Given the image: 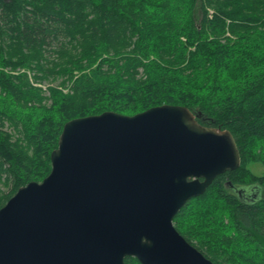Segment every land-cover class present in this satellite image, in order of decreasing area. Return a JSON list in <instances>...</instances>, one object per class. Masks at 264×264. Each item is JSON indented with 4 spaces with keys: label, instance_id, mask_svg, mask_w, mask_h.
Wrapping results in <instances>:
<instances>
[{
    "label": "trees",
    "instance_id": "trees-1",
    "mask_svg": "<svg viewBox=\"0 0 264 264\" xmlns=\"http://www.w3.org/2000/svg\"><path fill=\"white\" fill-rule=\"evenodd\" d=\"M162 104L240 154L175 228L214 264H264V0H0V207L49 173L68 120Z\"/></svg>",
    "mask_w": 264,
    "mask_h": 264
},
{
    "label": "water",
    "instance_id": "water-1",
    "mask_svg": "<svg viewBox=\"0 0 264 264\" xmlns=\"http://www.w3.org/2000/svg\"><path fill=\"white\" fill-rule=\"evenodd\" d=\"M51 168L0 207V264H214L173 218L240 165L232 133L186 106L64 123Z\"/></svg>",
    "mask_w": 264,
    "mask_h": 264
},
{
    "label": "rangeland",
    "instance_id": "rangeland-1",
    "mask_svg": "<svg viewBox=\"0 0 264 264\" xmlns=\"http://www.w3.org/2000/svg\"><path fill=\"white\" fill-rule=\"evenodd\" d=\"M22 71V70H21ZM50 84L49 82H35V85H38V86H41L44 90H45V94L48 95V91L46 90V86ZM51 84L55 85L56 82H52ZM65 91H67L66 89L67 88H64ZM5 129L7 131H10V128L5 126ZM254 173L256 174H261L263 172V166L259 163H251L249 166H248ZM0 188L3 190V191H7L8 187L7 186H4L3 183L0 181Z\"/></svg>",
    "mask_w": 264,
    "mask_h": 264
}]
</instances>
